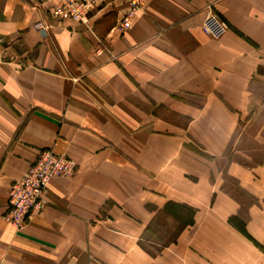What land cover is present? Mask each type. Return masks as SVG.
Returning a JSON list of instances; mask_svg holds the SVG:
<instances>
[{"label":"crops","instance_id":"obj_1","mask_svg":"<svg viewBox=\"0 0 264 264\" xmlns=\"http://www.w3.org/2000/svg\"><path fill=\"white\" fill-rule=\"evenodd\" d=\"M47 12L0 0V264H264V0H143L125 32L121 0ZM43 149L77 169L16 230L8 190Z\"/></svg>","mask_w":264,"mask_h":264},{"label":"built area","instance_id":"obj_2","mask_svg":"<svg viewBox=\"0 0 264 264\" xmlns=\"http://www.w3.org/2000/svg\"><path fill=\"white\" fill-rule=\"evenodd\" d=\"M95 1L39 0V3L59 22L73 21L87 24ZM121 1L127 5V12L119 22L118 28L121 32H125L140 11L143 0ZM35 27L40 32L47 31L43 22H37ZM202 30L207 36L217 39L225 33L226 27L216 15L210 12L204 20ZM2 43L3 41L0 40V47ZM76 169V163L66 156H57L49 149L39 151L24 176L10 185L4 221L16 230H21L30 218L43 210L44 197L49 184L55 179L73 176Z\"/></svg>","mask_w":264,"mask_h":264},{"label":"rangeland","instance_id":"obj_3","mask_svg":"<svg viewBox=\"0 0 264 264\" xmlns=\"http://www.w3.org/2000/svg\"><path fill=\"white\" fill-rule=\"evenodd\" d=\"M152 230L154 231L155 235H151L149 233L147 235L148 241L151 240L160 245L164 243H168V241H170L176 233L175 226H172L170 223H166L164 220H159V223L154 225ZM146 245L148 249H151L152 251L154 250V248H157V246H151L148 244Z\"/></svg>","mask_w":264,"mask_h":264},{"label":"trees","instance_id":"obj_4","mask_svg":"<svg viewBox=\"0 0 264 264\" xmlns=\"http://www.w3.org/2000/svg\"><path fill=\"white\" fill-rule=\"evenodd\" d=\"M168 206V205H167ZM166 206V210L168 209V207ZM190 211V210H189ZM171 213V212H170ZM194 213V211L193 210H191V214H193ZM239 224H237V226H238ZM238 227H240V228H242L241 226H238Z\"/></svg>","mask_w":264,"mask_h":264}]
</instances>
